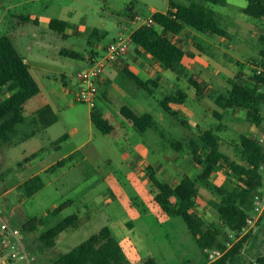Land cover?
I'll use <instances>...</instances> for the list:
<instances>
[{
    "label": "rangeland",
    "instance_id": "rangeland-1",
    "mask_svg": "<svg viewBox=\"0 0 264 264\" xmlns=\"http://www.w3.org/2000/svg\"><path fill=\"white\" fill-rule=\"evenodd\" d=\"M226 1L228 4L224 6H212L219 26L229 35L216 42L219 53H211V58L216 61L212 68L201 65L208 88L204 87L199 97L191 95L184 105L202 107L198 119L180 116L179 120L185 122L182 125L178 119L159 109L151 98L150 109L143 108L136 94H140V100L145 93L138 90L124 73H119L117 83L123 92L134 104L153 115L156 122L158 118V130L154 135L163 134V138L155 140L152 131L147 129L141 138L153 143L149 144L150 159L135 161L129 141L119 140L114 134H102L90 126L88 106L62 94L60 76L75 80L86 65L81 59L61 56L60 51L84 56L88 35L90 42L99 40L105 46L117 42L121 36L126 38L131 30L126 22L131 17L136 15L145 20L152 8L163 11L167 0H0V37L8 34L14 45V39H17L22 48H16L32 66L33 74L47 76L46 80L39 79V82L49 80L54 83L49 102L58 110L57 123L43 134L38 125H18V131L24 134L33 131L36 136L21 145L0 146V210L9 224L19 229L21 243L33 258L32 264H54L56 259L103 227L110 229L122 247L124 264H204L214 261L198 248L179 217L168 215L155 203L157 190L149 180L146 167L155 172L160 182L172 187L183 175L195 177L199 173L201 168L191 160L186 142H182L179 151L170 146L171 141H181L180 132L197 141L204 130L211 129L219 137V150L236 163L240 162V135L264 140V127L250 123L243 110L236 107L225 110L220 120L210 111L212 107H218L216 97L226 95L232 81L243 84L256 74L257 69L264 68L259 56L264 22L241 14L237 7L244 6L245 0ZM24 17H27L26 22ZM51 19L68 23L66 32L69 36L66 39L48 29ZM74 30L80 34L76 35ZM132 48L133 45L129 44L128 52H132ZM203 48L207 53L208 49ZM188 69V66L178 68V86L183 89L189 88L186 83ZM154 97L158 99L159 95ZM33 101L39 105V99ZM161 116L163 120H160ZM194 121L198 123L195 126ZM72 128L76 130L75 134H71ZM63 135L65 140L49 146ZM83 142L79 152L64 160L61 167L38 175L42 182L40 190L31 196L25 194L22 186L25 179ZM39 147L47 148V152L33 165L22 167L25 156ZM140 154L144 156L137 151V155ZM199 155L201 157L202 153ZM208 183L209 187L197 184L194 214L202 220L204 227L213 228L220 225L210 204L218 200L213 187L231 190L235 181L227 165L220 162ZM256 193L264 195V179ZM63 203L67 204L63 210L50 214ZM69 216H76L74 224L55 238L52 248H44L40 235ZM31 219H42L43 223L33 231H22ZM243 237L246 240L242 248L227 264H249L257 258H264V213ZM224 238L229 241L227 247L230 248L242 237L225 232Z\"/></svg>",
    "mask_w": 264,
    "mask_h": 264
},
{
    "label": "trees",
    "instance_id": "trees-1",
    "mask_svg": "<svg viewBox=\"0 0 264 264\" xmlns=\"http://www.w3.org/2000/svg\"><path fill=\"white\" fill-rule=\"evenodd\" d=\"M205 4L190 3L188 5L169 0V9L165 13L155 12L151 16L152 25H141L129 37L130 44L141 49L149 55L164 71L178 73V68L183 59L189 56L181 48L172 43L167 36L178 35L185 27L204 35L226 37L227 33L220 26L215 17L212 6H222L225 0H201ZM246 6L242 13L253 20L264 22V0H245ZM26 22L27 17H24ZM47 27L66 39V22L55 19L49 20ZM93 33H95L93 31ZM90 38V36H89ZM262 48L259 52L261 66L264 67V35L260 36ZM60 55L70 59H83L75 52L60 51ZM124 74L141 90L151 94L147 85L153 82H142L135 75L123 69ZM195 94L201 95L203 82L198 75L191 74L186 79ZM6 88L10 93L0 101V146L9 143L16 133V127L23 122V106L39 93V87L33 79L28 65L17 52L10 38L0 37V90ZM186 94L177 91L169 94L159 101L162 110L176 117L171 110V105H180L186 99ZM215 104L222 110L239 108L245 112L247 120L257 127H264V74H254L248 81L239 84L231 82V87L226 95H219ZM120 116L129 123L138 134L155 127L153 117L137 108L122 106ZM215 116H219L214 113ZM36 117L43 127L54 124L57 118L49 107H44L36 113ZM93 126L102 134H109L113 128L100 116L94 113L90 116ZM65 136L55 143L61 142ZM190 148L191 160L200 166L201 170L195 177L183 175L175 186L160 182L155 172L147 167L149 180L157 194L154 201L168 215L179 217L185 224L198 248L217 250L222 255L213 262L204 264H227L242 248L246 237L240 238L232 247L228 248L224 236L225 232L235 235L245 227L246 219L253 208L254 196L264 179V140L252 138L248 135L239 136L240 162L231 161L219 150V138L212 130H207L198 136V140L190 139L187 142ZM170 146L179 151L180 142H173ZM199 153H202L200 157ZM33 153L30 157L36 156ZM220 162H224L231 172L235 185L231 190L214 186L213 191L218 200L211 202L220 225L204 227L202 220L194 214L197 184L209 187V179L215 173ZM63 161L47 169L54 170L61 167ZM27 196H31L42 188L39 176H33L22 184ZM63 203L53 209L50 214H56L66 207ZM76 216H69L53 228L43 232L39 240L44 248H52L55 238L74 224ZM43 223L42 219H31L22 227V231H33ZM125 255L117 239L111 234L108 227H103L96 234L60 256L54 264H124ZM249 264H264V258H257Z\"/></svg>",
    "mask_w": 264,
    "mask_h": 264
},
{
    "label": "crops",
    "instance_id": "crops-1",
    "mask_svg": "<svg viewBox=\"0 0 264 264\" xmlns=\"http://www.w3.org/2000/svg\"><path fill=\"white\" fill-rule=\"evenodd\" d=\"M180 1H183V2L185 1L184 3L183 2L179 3V4H184V5H188L190 3H197V4H202V5L205 4L201 0H180ZM168 3H169V0H167L166 7L164 8L163 11H159V10L152 8L150 10L149 16L145 20L151 18L152 14H154L155 12H160V13L167 12L169 9ZM226 4H228V3L225 0L224 5H226ZM246 4H247V2H246ZM246 4L244 6L237 7V9L242 11V9L246 6ZM224 5H222V6H224ZM241 14H243V13H241ZM243 15H245V14H243ZM225 16L228 17L227 14ZM245 17L250 19L246 15H245ZM132 19H133V17H131L130 20H128L126 22L131 26V30L129 31L128 35L126 36L127 38H129L130 35L132 34V32L140 26L139 24L132 22ZM251 20H253V19H251ZM66 24H67V27L65 29V33L68 37L69 34L66 32V30L68 29V23L66 22ZM73 27H75V26H73ZM74 32L76 33V35L80 34L76 30H74ZM226 33H227V36L224 37L225 39L229 35L228 32H226ZM5 36L10 37L8 34H6ZM89 36L90 35L87 36L86 43H85L86 50H85L84 58L81 59L85 63L86 68L94 60H96L99 57H102L104 55V49L106 47L105 45H102L99 42V40L96 43L90 42ZM83 37L85 38L86 36H83ZM167 38L172 43H174L177 47L181 48L183 51H185L189 55L183 59V61L181 62V65H180L183 67H186V66L189 67V69H188L189 74L187 75V77L191 74L198 75L203 82V86L208 88V84H207V81L204 77V72H203V68L201 65L204 64L205 68H207V69L212 68L213 63H215L216 61L214 58H211V53L212 52L219 53V47L216 44V42L221 41V39H224V38L223 37H217L215 35L200 34V33L195 32L194 30H192L188 27H185L180 34L168 35ZM217 38H220V39H217ZM14 41H15L16 45H14V43L11 40V42L13 43L15 48L21 47V44L19 43V41L17 39H14ZM203 47L208 49L207 53L204 52ZM16 50H17V48H16ZM17 52H18V50H17ZM23 59H24V62L27 64L25 58H23ZM27 65L29 67V71H30L33 79L35 80V82L37 83V85L39 87V93L35 97L31 98L30 100H28L24 104V106H23V122L19 125H24L26 123L33 124L35 126L38 125L40 127V130H42L41 134H43L46 129H49L51 126H53L55 123H57V120H56V122L54 124H52L48 127H43L36 117V113L39 110L43 109L44 107H49L52 114L56 117V113L58 112L57 107H55V105L53 103L51 104L49 102L50 93L53 94L52 90H53V84L54 83H51V81L49 83V80H47L46 82L45 81L39 82V79H41V80L45 79L46 80L47 76L46 75L35 76L32 72V66H30L29 64H27ZM34 69L37 70L36 68H34ZM123 69H125V70L129 71L130 73H132L133 75H135L142 82H153V83H155V85H152V84L147 85L151 94H148L147 92L141 90L140 88H138L133 83L138 88V90H141L145 93V96L143 95L144 97L140 100H139L140 94L139 93L136 94V97L138 98V102L143 106V108L145 107L146 109H150L149 98H151L152 100H155L159 106V109H162L159 105V101L162 100L164 97H166L169 94H174L177 91H182L183 93H185L187 97L182 104L171 105V107H170L171 110L177 114V116L174 117L175 119L179 120L180 116H183L185 119H190V120L191 119H194V120L198 119L199 118V112L202 110V107H184V105L186 103L185 101H187L191 95H195L196 97H199L200 95L197 96L195 94L194 89L192 87H190L188 84L187 85L189 88L183 89L182 87L178 86V82H179V78H180L179 71H178V73H174V72L162 70L159 67V65L157 63H155L149 55L145 54L141 49L134 47V46L132 48V52H128V50H127L125 55L122 56L118 61H116L112 64H109L105 67V69H104V71L100 77V80L98 82L99 95L95 99V107H94V109H90L89 107H87L89 124H90V126H93V124L91 123V119H90V116L92 113H94L97 116H100L110 126H112L113 130L109 134L116 135L119 140L126 139L127 141L130 142V144H132V148L134 151L133 157H134L135 161L145 160V159L148 160V159H150L148 157V155L150 154L149 144H153V143L145 142V140L141 138V136L145 133L146 130L144 131V133L138 134L134 130V128L129 123H127L119 114V109L125 105L129 106L130 108H137V109L141 110L142 112L147 113L143 110L142 107H139L138 105L134 104L133 101L131 100V98L127 94H125L123 92V90L121 89V87L118 85V83H117L118 76H119L120 72L124 73ZM212 71L215 72L216 70L213 69ZM187 77H186V79H187ZM186 83H187V81H186ZM59 84L62 86V89H61L62 94H64L65 96L72 97V98L74 97V92H75L76 87H77V80L76 79L75 80H73L72 78L65 79L63 76H60ZM0 94H1L0 101H2L7 96H9L10 93L7 91L6 88H2L0 90ZM155 94L159 95L158 99H156L154 97ZM36 99L40 100L38 106H36V104L33 101ZM72 100L70 103H73L74 100L73 101ZM217 108H219V107H217ZM217 108L212 107L210 111H211V114L216 119L220 120L222 118V112H224L225 110H222L220 108H219L220 109L219 110ZM226 110H228V109H226ZM214 113H217L219 116L218 117L215 116ZM148 114H150V113H148ZM151 116L153 117V115H151ZM169 116H171V115H169ZM171 117H173V116H171ZM153 119L155 121L154 117H153ZM160 120H163L162 116H161ZM166 122H168V121H166ZM166 122H164L163 124H166ZM179 122L182 125L185 124L184 120L180 119ZM157 123H158V118H157V122L155 121V127L150 129L152 131L153 137L156 138L155 140H157L158 138H163V134L160 132H158L159 133L158 137H156L154 135V131L158 130ZM196 123H197V121L194 123V126L196 125ZM167 125H168L167 127H170V125L168 123H167ZM207 130H211V129H207ZM207 130H204V131H207ZM75 133H76V130L74 128H72L71 134H75ZM15 134H16V135H14L15 137L13 136L12 140L9 143L2 145V148L4 146L24 144L28 140L33 139L36 136V132L32 131L28 134H24L21 131H18L17 129H16ZM180 134H181V141L176 140V141H171V143L180 142L182 144V142L187 143L191 139L190 137L183 135L181 132H180ZM63 136H65V135H63ZM63 136H61V137H63ZM65 139H66V136L63 140H65ZM56 141L51 142L49 146L56 144L55 143ZM84 143L85 142L77 145L69 153L61 156L60 158L51 162L50 164L43 166L37 172H34L33 175L31 177H29L28 179L32 178L33 176H38L40 173L47 172V169L50 168L51 166L55 165L57 162L64 161V160L68 159L69 157H71L73 154L79 152L80 148L84 145ZM142 143H144V144L142 145ZM54 148H57V146H55ZM46 149L47 148L39 147L36 150H33L32 152H30L28 154V156H25V158L23 159L24 164L22 165V167H29V166L33 165L34 162L36 161V159H38L45 151L47 152ZM137 151H141V153H143L144 156H142V154L137 155ZM23 153L26 154L25 151H23ZM33 153H37V154H36V156L31 158L30 156ZM185 175L189 176L188 174H185ZM28 179H25L22 183H24ZM179 180L177 181V183L179 182ZM0 264H8L5 260V258L1 254H0Z\"/></svg>",
    "mask_w": 264,
    "mask_h": 264
},
{
    "label": "built area",
    "instance_id": "built-area-1",
    "mask_svg": "<svg viewBox=\"0 0 264 264\" xmlns=\"http://www.w3.org/2000/svg\"><path fill=\"white\" fill-rule=\"evenodd\" d=\"M132 22L145 26H151V18L141 20L134 16ZM129 38H118L117 42L108 44L104 49V55L94 60L87 68L76 75L77 87L74 92V102L84 103L90 109L95 107V99L99 95L98 82L109 64L118 61L128 50ZM257 75L264 74V68L256 70ZM264 169V166H262ZM264 213V195L256 193L253 201V208L246 219L245 227L238 233L239 237L245 236L259 217ZM231 236V235H230ZM228 246V245H227ZM209 260H216L222 254L217 250H205ZM0 254L8 264H32L33 258L24 249L19 229L11 226L7 218L0 210Z\"/></svg>",
    "mask_w": 264,
    "mask_h": 264
}]
</instances>
